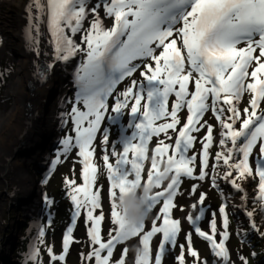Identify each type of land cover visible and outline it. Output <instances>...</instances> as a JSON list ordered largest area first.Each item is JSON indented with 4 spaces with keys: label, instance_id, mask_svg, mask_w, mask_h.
<instances>
[{
    "label": "snow or ice",
    "instance_id": "1",
    "mask_svg": "<svg viewBox=\"0 0 264 264\" xmlns=\"http://www.w3.org/2000/svg\"><path fill=\"white\" fill-rule=\"evenodd\" d=\"M26 11V38L37 56L41 55V26L46 24L50 33L53 55L45 66L47 72L57 62L67 64L83 55L74 73L78 89L75 101L66 114L75 136L62 139L53 162L55 167L61 156L78 149L83 184L65 180L73 205L71 223L62 237V254H53L52 246L47 248L52 264L64 261L70 246L78 242L73 232L82 210L93 247L87 257L83 253L81 256L94 258L95 264H110L116 245L141 233L142 252L136 264H150L153 260L150 244L158 234L161 238L154 264H162L166 253L177 246L181 250L177 264H186L185 249L194 264H207L193 249V232L209 244L216 258L214 264H233L226 246L231 236L232 210L246 216L254 232H259L260 226L249 204L264 212V0H31ZM137 70L142 79L131 80L124 91L116 94L111 109L116 115L108 117L116 123L131 105L127 124L131 133L124 134L123 129L120 139L111 145L114 164L109 162V129L103 130L102 159L109 181L111 223L116 226L105 242L101 236L105 216L95 214L101 208V191H93L97 181L94 141L109 111V97ZM40 75L44 79L46 72ZM190 83L194 90L190 91ZM245 94L249 96L248 106L241 108ZM170 97H174L171 109ZM80 104L83 111L76 106ZM184 109L187 116L182 123L179 114ZM208 113L215 124L206 118ZM169 130L176 134L174 141ZM161 134L165 139L159 140L152 151L147 183L142 185L149 142ZM117 144L122 151L117 150ZM214 147L217 150L213 153ZM182 178L208 181L223 200L217 210L210 212L208 230H203L198 222L206 213V193L199 191V183H193L187 195L199 192L197 202L190 206L197 214L185 217L192 231L185 234L186 244L178 245L182 222L173 218V210L177 208L176 198L184 195ZM253 182L257 187L249 191ZM222 184L231 191L226 193ZM144 187L160 189L147 198L146 210L150 212L161 202L162 206L150 230L145 231V224H141L126 232L118 198ZM234 193L239 194V202H234ZM43 199L49 206L53 203L46 195ZM159 221L162 222L158 224ZM45 235V229L38 232L41 240ZM238 235L243 242L248 233L241 230ZM29 259L40 264L35 245ZM239 259L247 264L245 257ZM118 264H124L123 257Z\"/></svg>",
    "mask_w": 264,
    "mask_h": 264
},
{
    "label": "rangeland",
    "instance_id": "2",
    "mask_svg": "<svg viewBox=\"0 0 264 264\" xmlns=\"http://www.w3.org/2000/svg\"><path fill=\"white\" fill-rule=\"evenodd\" d=\"M76 39H80L79 36ZM243 46V45H241ZM13 47V46H12ZM17 48H9L5 51L0 50V110L6 111L7 109L12 108V100L10 96L7 94L8 85L11 80H13V73L17 67V56L19 52L16 51ZM79 57L83 59V55L81 54ZM82 60L79 61L81 63ZM135 63H140L136 61ZM63 67L66 69L67 65L62 64ZM66 65V66H65ZM41 67V66H40ZM34 78V77H33ZM40 80V77H37ZM141 80L142 77L140 76V70H137L133 73L132 77L126 78L120 84L117 85L116 90L114 91L112 97H109L108 104H109V111L105 116V120L102 121L101 130L97 133V138L94 141V146L96 148L94 154V163L97 166V181L96 185H94L93 191L100 190L101 191V208L97 210L95 214L103 213L105 216L104 221L101 224V236L103 241H107L109 238V232L115 229V225L111 223V199L109 196V181L107 180V170L106 166L103 162V155H104V145L102 144L103 140V130L105 128L109 129V145H108V153H109V162L115 163V157L111 156V145L113 142L118 141L122 135L121 131L125 129L124 134L130 135L131 130L127 129L128 121L130 120V107L123 110V114L119 117L116 123H111L108 119L109 116H115V113H112L111 109L114 106L115 96L117 93L122 92L131 84V80ZM190 91L194 90L193 85L190 83L189 85ZM78 89H74L71 91L66 98L65 101V110L64 113L68 114L71 112V107L75 101V93ZM174 100V97H170L169 99V109H171V103ZM249 96L245 94L244 98L240 103V107H247L248 106ZM82 111L84 110L83 105H76ZM264 107V104L261 105ZM31 112V111H30ZM32 113V112H31ZM31 113H28L30 116ZM180 118L182 123L186 122L187 110L184 109L180 114ZM206 118L213 124H215V120L212 117L211 113L206 114ZM66 120L65 130L61 135V141L68 135L75 136L73 131V124L68 115L64 118ZM170 120V118H169ZM164 121H158L157 123H162ZM180 126H178L179 128ZM169 134L173 135V141L175 139V135L169 130ZM178 134V133H177ZM198 136H202L201 134H196ZM161 139H165L163 134L160 137H153V139L149 142V151L148 156L149 159L145 161L144 164V171L142 172V185L147 183V173L151 168V155L154 148L157 146L158 141ZM173 141H165L166 143H172ZM61 142L59 146L54 150L52 154L53 160L56 161L57 159V152L61 149ZM118 151H122V146L117 144L116 145ZM200 145L197 144L196 148H199ZM217 149L213 148V153ZM78 149H73L70 153L66 156L60 157V162L55 164L56 168L53 173L49 174L47 177V183L43 191V197L46 195L50 198L53 203L49 206L45 203L43 199V204L45 205V218L42 220L41 226H36L35 232L32 234L30 242L28 243L27 249V256H25V264H33V261L29 259L30 250L35 245L39 249L40 253V264H52L49 259V254L47 248L49 246L53 247V254H62V237L66 231L67 226L71 223V213L73 209V205L70 201L69 196L67 195V189L65 185L66 179L75 180L77 185H82V165L79 162L80 157L77 155ZM169 155H171V150L169 151ZM131 158V154L129 155ZM16 163H22L20 161H14ZM211 163V160H210ZM14 165V164H12ZM0 169H2L0 167ZM38 175V174H37ZM36 176V174H35ZM12 177V176H11ZM1 179V178H0ZM4 180L6 179L3 178ZM2 182V181H0ZM193 183H199L200 189L206 193V200L205 205L207 206L206 213L204 219L200 222V226L203 230H208V220L210 219V212L217 210L218 206L222 203L223 197L210 186L208 181L205 182H198L192 181L188 178H182V185H181V192L184 193L182 196H178L174 201L177 204V208L173 210V218L180 219L182 222V232L178 235V245L179 244H186L185 241V234L189 231H192L191 225L186 221L185 217L191 213L193 216L197 214L196 211L191 209V205L196 203L198 200V195L195 196H188L187 192L190 190L191 185ZM2 187L5 188L4 183H1ZM224 191L230 192V188L226 184H222ZM257 187V183L253 182L249 186V191L253 188ZM251 189V190H250ZM160 189H153L152 193L155 191H159ZM7 191H11L9 187ZM236 199L238 198L239 194H233ZM162 206L161 204L155 206L148 215V218L145 221V231L150 230L151 222L155 218L156 214L159 211V207ZM180 208H183L184 211H181ZM249 208L254 211V219L257 225L260 226L259 232H254L249 227L248 218L245 217L239 211L233 209V214L230 216V228L229 231L231 233L230 239L227 242V247L230 251V259L233 264H242V261L239 259L240 256H243L247 259V264H264V235L260 233H264V212H261L259 206L255 209H252L251 204H249ZM5 212V211H4ZM0 211V223H4L6 220V214ZM8 216V215H7ZM162 221H159L161 223ZM219 227V221H218ZM41 229L46 230V235L41 238L38 236V232ZM243 230L247 232L248 235L245 241L242 242L240 236L238 235L239 232ZM114 234V231H113ZM143 233L136 237H130L127 241H122L120 244L116 245L113 249V256L110 259V264H118V261L123 257L124 264H136L138 253L133 250V245L142 248L140 244V239ZM74 241H78L73 243L70 246L69 252L66 255L64 261H57L55 264H95L94 258L92 260L83 259L81 253L87 257V254L92 250V245L90 244L89 238L87 237V227L85 224V213L82 210L81 217L77 221V226L73 232ZM160 234L153 238L150 247L153 250V260L150 264H154V256L156 249L159 244ZM98 247V246H97ZM125 249L127 250L125 252ZM193 249L198 252V256L200 260H206L207 264H214L216 258L213 257L209 244L196 235L193 232ZM180 248L177 246L174 250H170L166 253L162 264H177L176 257L180 254ZM255 253V255H253ZM106 255V253H103ZM185 256H186V264H194V258L187 254V250L185 249ZM254 261V262H253Z\"/></svg>",
    "mask_w": 264,
    "mask_h": 264
},
{
    "label": "bare ground",
    "instance_id": "3",
    "mask_svg": "<svg viewBox=\"0 0 264 264\" xmlns=\"http://www.w3.org/2000/svg\"><path fill=\"white\" fill-rule=\"evenodd\" d=\"M30 2L31 0H0V50L6 52L9 47L17 48L16 51L19 52L13 80L10 81L7 90L13 102L12 108L6 111L0 110V167L2 168L0 176L6 164L8 170L12 172V180L17 187L13 192L14 198L20 194H33L37 190L35 184L28 183L35 175L32 167L24 160L25 158L20 159L15 154V148L19 145L29 123L28 113H33V125L30 131H35L32 134L37 132L38 127L43 126L45 129L55 125L56 122L52 121V117L57 109L56 98L48 102L47 92L58 82L59 77H63L60 71L56 70L58 62L51 72L44 71L40 67L43 61L50 63L53 55V50L47 47L44 38H40L41 55L39 56L32 50L26 38L25 29L28 26L26 9ZM106 23L110 24L111 20H107ZM41 31L43 37L44 32ZM77 41L79 42L78 39ZM66 68L73 70L74 67L67 65ZM41 72H46L44 79H41ZM37 77H40V80ZM16 160L22 163L15 164ZM3 178L0 181H4ZM1 183L0 191H3ZM234 202H239L238 198Z\"/></svg>",
    "mask_w": 264,
    "mask_h": 264
},
{
    "label": "water",
    "instance_id": "4",
    "mask_svg": "<svg viewBox=\"0 0 264 264\" xmlns=\"http://www.w3.org/2000/svg\"><path fill=\"white\" fill-rule=\"evenodd\" d=\"M95 2V0H93ZM44 32L43 37L48 48L53 50V44L51 43V36L47 30L46 24L43 25L41 29ZM78 55L76 58L72 59L68 66H73V70L70 68L63 69L64 62H58L56 70H59L63 77H59L58 82L51 86L47 92V101L51 102L56 98L57 109L52 117V121L56 122L52 127L43 128V126L37 128V132L30 131L33 122H32V114L27 119L29 121L26 130L24 131L23 136L20 139L19 145L15 148V154L19 156L20 159L25 158L24 160L32 167L35 173L39 174L43 170H45L46 175L48 176L53 173L55 167H53V157L52 154L54 150L59 146L61 142V135L65 130L66 123L64 122V118L66 114L65 110V101L67 95L77 89L76 84L74 83V73L76 68L79 66V61L82 60ZM73 63V65H72ZM47 65L46 61H43L41 64V68L46 71L45 66ZM67 84L69 87H67ZM30 109V108H29ZM53 123V122H52ZM7 165H4L2 175L3 178L5 173L7 172ZM17 190V189H16ZM36 193H31L30 195H17V202L21 204H26L32 200L33 196ZM21 228L20 224L16 225V228L13 229L10 236L7 238V243L9 245L7 251H4L2 255H0V264H17V260L12 259L11 254L13 253L16 244H17V234L19 229Z\"/></svg>",
    "mask_w": 264,
    "mask_h": 264
},
{
    "label": "flooded vegetation",
    "instance_id": "5",
    "mask_svg": "<svg viewBox=\"0 0 264 264\" xmlns=\"http://www.w3.org/2000/svg\"><path fill=\"white\" fill-rule=\"evenodd\" d=\"M11 173L12 172L8 170L4 175L6 179L4 181L1 180L5 188L3 191H0V211H5L6 220L4 223H0V255H2L4 251H7L10 245H8L9 242L7 243V238L10 236L13 229L16 228V225L20 224L21 228L17 234V244L11 256L12 259L17 260V264H25L24 259L25 256H27L26 251L31 236L35 232L36 226H41L42 220L45 218L43 191L47 183V181L45 182V178L48 176L45 170L38 175L34 171L33 174H36V176L34 175L28 183L36 185L37 190L35 191V197L28 203L20 205V203L17 202L16 196L14 198L13 192L17 187L16 184L13 183ZM9 187L11 188L10 192L7 191ZM229 191H231V189Z\"/></svg>",
    "mask_w": 264,
    "mask_h": 264
},
{
    "label": "clouds",
    "instance_id": "6",
    "mask_svg": "<svg viewBox=\"0 0 264 264\" xmlns=\"http://www.w3.org/2000/svg\"><path fill=\"white\" fill-rule=\"evenodd\" d=\"M152 194L150 188L144 187L118 198V208L121 210L126 232H131L139 225L145 223L149 215V211L146 210L147 198ZM132 247L138 254L142 252V248L136 245Z\"/></svg>",
    "mask_w": 264,
    "mask_h": 264
},
{
    "label": "trees",
    "instance_id": "7",
    "mask_svg": "<svg viewBox=\"0 0 264 264\" xmlns=\"http://www.w3.org/2000/svg\"><path fill=\"white\" fill-rule=\"evenodd\" d=\"M254 262V261H253Z\"/></svg>",
    "mask_w": 264,
    "mask_h": 264
}]
</instances>
